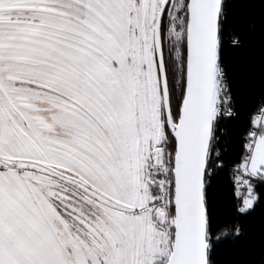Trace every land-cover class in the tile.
Wrapping results in <instances>:
<instances>
[{
	"label": "snow or ice",
	"instance_id": "6c2138e0",
	"mask_svg": "<svg viewBox=\"0 0 264 264\" xmlns=\"http://www.w3.org/2000/svg\"><path fill=\"white\" fill-rule=\"evenodd\" d=\"M0 264H264V0H0Z\"/></svg>",
	"mask_w": 264,
	"mask_h": 264
},
{
	"label": "trees",
	"instance_id": "16d2710c",
	"mask_svg": "<svg viewBox=\"0 0 264 264\" xmlns=\"http://www.w3.org/2000/svg\"><path fill=\"white\" fill-rule=\"evenodd\" d=\"M234 59H240V60H246L247 59V54H244V55H241L239 57H234ZM243 66H246V65H243ZM242 84H243V87L245 88V93H244V96L242 97L243 99H247V89L251 86L250 85V82L248 80H243L242 81ZM223 189H224V182L221 181V192H223ZM226 204L223 200L220 201L219 203V211L221 212V214H224L226 212ZM257 223H259V216L257 217Z\"/></svg>",
	"mask_w": 264,
	"mask_h": 264
}]
</instances>
